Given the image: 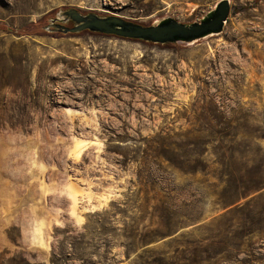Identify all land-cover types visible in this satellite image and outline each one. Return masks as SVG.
I'll return each mask as SVG.
<instances>
[{"label": "rangeland", "instance_id": "374dc122", "mask_svg": "<svg viewBox=\"0 0 264 264\" xmlns=\"http://www.w3.org/2000/svg\"><path fill=\"white\" fill-rule=\"evenodd\" d=\"M221 1L0 0V264H264V215L240 211L255 194L225 205L211 150L197 174L155 158L264 123V0H229L222 33L192 43L53 25L71 8L192 25Z\"/></svg>", "mask_w": 264, "mask_h": 264}, {"label": "trees", "instance_id": "16d2710c", "mask_svg": "<svg viewBox=\"0 0 264 264\" xmlns=\"http://www.w3.org/2000/svg\"><path fill=\"white\" fill-rule=\"evenodd\" d=\"M217 126L219 133L225 136V139L220 142V147L216 148L215 140L206 142L187 140L175 143V154L170 155L168 146L163 144L155 158L181 173L197 174L208 170L209 166L204 158L211 150L216 157L215 163L223 169L220 177L221 184L225 186L223 203L235 205L237 200L249 193H254L255 196L251 202L240 211L249 219L255 220V215H264V211L255 214L253 210L254 203L264 200V147L262 146L264 123L251 127L229 123H220ZM207 128V130L214 129V127ZM152 142L156 143L155 140ZM222 150H225L226 154ZM137 176L143 182L141 184L145 194L148 195L149 191L156 192V189L152 187L149 189L150 179L154 177L153 173L149 171L146 177L139 174ZM161 192L165 194V198H168L173 189H161ZM256 222V226H261L264 224V218L260 217Z\"/></svg>", "mask_w": 264, "mask_h": 264}, {"label": "water", "instance_id": "95a60500", "mask_svg": "<svg viewBox=\"0 0 264 264\" xmlns=\"http://www.w3.org/2000/svg\"><path fill=\"white\" fill-rule=\"evenodd\" d=\"M232 7L229 0L221 1L216 10L211 12L201 23L186 25L173 19L165 20L156 26H141L124 20L121 17H100L97 14L84 16L78 9L63 11L56 21L75 23L74 28L54 25L55 32L63 35L79 34L89 31L120 39L144 41L152 44H172L178 42L192 43L210 35L222 33L231 15ZM55 24V23H54Z\"/></svg>", "mask_w": 264, "mask_h": 264}, {"label": "flooded vegetation", "instance_id": "af4514ba", "mask_svg": "<svg viewBox=\"0 0 264 264\" xmlns=\"http://www.w3.org/2000/svg\"><path fill=\"white\" fill-rule=\"evenodd\" d=\"M79 12L81 13V14H83L84 16H89L90 14H93V12H88V13H85V12H82V11H80L79 10ZM94 14H96V13H94ZM98 15V14H97ZM98 16H100V15H98ZM100 17H102V16H100ZM104 18H106V17H104ZM57 20V19H56ZM54 21L55 22V24H53V25H64V26H66L67 24H69V23H71V25H69V26H67V27H69V28H74L75 27V23L73 22V21H69V22H66V23H64V22H59V21ZM131 23H133V24H137V25H141V24H139V23H134V22H131ZM141 26H144V25H141ZM55 29V28H54ZM124 40H128V39H124ZM131 41V40H130ZM139 42H144V41H139ZM144 43H148V42H144Z\"/></svg>", "mask_w": 264, "mask_h": 264}]
</instances>
